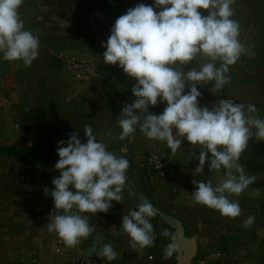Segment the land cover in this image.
Segmentation results:
<instances>
[{
	"label": "rangeland",
	"instance_id": "374dc122",
	"mask_svg": "<svg viewBox=\"0 0 264 264\" xmlns=\"http://www.w3.org/2000/svg\"><path fill=\"white\" fill-rule=\"evenodd\" d=\"M138 3L152 5L153 0H24L21 5L25 28L39 37L40 47L28 67L0 59V264H67L74 258L68 259L73 248L56 250L64 241L48 231L54 201L44 188H54L52 180L60 174L54 167L57 142L73 131L83 142L86 124L130 164L123 201H113L107 213H86L98 239L117 252L114 264H179L180 248L163 258L166 246L178 243L177 224L196 246L191 259L181 264H264V140L254 137L241 154L239 163L256 181L230 197L239 201L242 214L229 218L192 198L193 180L216 184L223 176V170L209 171L207 162L204 173L195 172L199 161L191 153L198 155V147L185 139L172 154L166 142L148 139L139 130L134 138H117L119 114L135 99L131 89L136 80L104 62L101 42L115 20ZM232 7L245 50L229 66L230 79L221 93H213L210 83L198 85L199 102L211 109L220 99L232 98L254 104L264 118V0H236ZM206 62L199 55L179 70L199 69ZM165 107L161 103L149 111L160 114ZM141 195L158 213L150 218L155 246L143 249L133 248L120 226L123 215L141 203ZM249 215L255 221L245 227Z\"/></svg>",
	"mask_w": 264,
	"mask_h": 264
},
{
	"label": "clouds",
	"instance_id": "9594fccd",
	"mask_svg": "<svg viewBox=\"0 0 264 264\" xmlns=\"http://www.w3.org/2000/svg\"><path fill=\"white\" fill-rule=\"evenodd\" d=\"M23 2L0 0V59L22 61L28 67L39 56L40 40L25 28L20 13ZM235 2L138 3L115 20L107 40L101 42L105 48L104 62L117 65L136 80L131 89L135 99L125 103L119 114L121 132L117 138H134L139 130L148 139L166 142L172 154L177 153L185 139L193 149L198 147V155L194 150L191 153L192 159L199 161L195 172L204 173L207 162L209 171L223 170V176L216 184L211 180H193L192 198L229 218L242 214L239 201L230 197L239 196L256 181L255 176L246 174L239 161L250 140H264V118L257 114L254 104L245 106L232 98L220 99L211 109L201 106L198 85L210 83L211 91L221 93L230 79L229 66L245 50L239 39L240 24L232 19ZM199 9L207 10V14ZM199 55L207 57L208 62L199 69L179 70ZM161 103H166V107L160 114L149 111L150 106ZM83 134V142L75 131L67 140L57 142L59 159L54 167L60 174L52 180L54 188H44V194L50 191L54 201L48 231L55 232L70 248L96 231L86 213H107L113 201H123L129 187V160L110 151L90 125H84ZM139 199L141 203L123 215L120 226L130 237L131 246L143 249L155 246L150 218L158 213L146 197L141 195ZM254 221L255 217L249 215L245 227ZM163 234L167 236L168 232ZM178 251L179 246L171 242L164 249L163 258L169 259ZM98 255L112 261L118 254L108 243Z\"/></svg>",
	"mask_w": 264,
	"mask_h": 264
},
{
	"label": "crops",
	"instance_id": "0c3cea01",
	"mask_svg": "<svg viewBox=\"0 0 264 264\" xmlns=\"http://www.w3.org/2000/svg\"><path fill=\"white\" fill-rule=\"evenodd\" d=\"M104 231H105L104 229L101 230V232H104ZM104 244H108V243L103 242L102 240L98 239V230L96 229V231L93 232L87 239L82 240L79 245H77L75 247H71V248H73L75 250L69 255L68 259L70 257H75L76 253H77V256H78L81 253V251L90 250L92 248H95V250L100 251V249L103 247ZM62 245H63L62 247H60V246L57 247L56 250L60 251V249H61V252L63 250H65L67 252V250L71 249L70 247H67L64 242H63ZM79 250H81V251H79ZM121 264H124V263L121 262Z\"/></svg>",
	"mask_w": 264,
	"mask_h": 264
},
{
	"label": "water",
	"instance_id": "95a60500",
	"mask_svg": "<svg viewBox=\"0 0 264 264\" xmlns=\"http://www.w3.org/2000/svg\"><path fill=\"white\" fill-rule=\"evenodd\" d=\"M177 226V244L180 249L183 250V254L179 257V264L186 262L191 259V257L196 252V246L194 239H188L183 236V230L179 224Z\"/></svg>",
	"mask_w": 264,
	"mask_h": 264
},
{
	"label": "built area",
	"instance_id": "2783aa9c",
	"mask_svg": "<svg viewBox=\"0 0 264 264\" xmlns=\"http://www.w3.org/2000/svg\"><path fill=\"white\" fill-rule=\"evenodd\" d=\"M61 243L59 242L58 245ZM98 250L89 251L85 250L82 251L78 256H76L67 264H114L113 260L108 261L106 258L100 257L98 255Z\"/></svg>",
	"mask_w": 264,
	"mask_h": 264
}]
</instances>
